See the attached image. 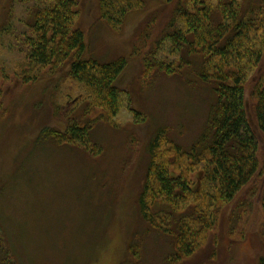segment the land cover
<instances>
[{
    "label": "rangeland",
    "instance_id": "rangeland-1",
    "mask_svg": "<svg viewBox=\"0 0 264 264\" xmlns=\"http://www.w3.org/2000/svg\"><path fill=\"white\" fill-rule=\"evenodd\" d=\"M11 1L0 0V67L7 71V79L0 80V264H120L132 241L139 244L142 264H165L171 239L144 222L137 206L149 160L147 143L165 127L168 137L189 145L216 100L191 67L168 75L145 65L159 42L157 60L179 56L163 39L177 0H144L118 28L101 17L99 0H75L74 27L84 34L83 57L126 59L113 83L121 103L111 118L99 107L85 113L88 99L69 75L71 58L42 69L33 82L18 77L21 55L8 49L2 35L7 19L15 23L22 16L17 1L15 12L10 11ZM263 68L264 54L249 72L246 98ZM250 102L259 170L219 209L204 243L176 264H264V134L253 122ZM74 118L91 121L97 153L40 136L46 128L65 130ZM198 176L191 175L193 183Z\"/></svg>",
    "mask_w": 264,
    "mask_h": 264
},
{
    "label": "trees",
    "instance_id": "trees-1",
    "mask_svg": "<svg viewBox=\"0 0 264 264\" xmlns=\"http://www.w3.org/2000/svg\"><path fill=\"white\" fill-rule=\"evenodd\" d=\"M16 1L23 7L22 16L16 18V24L11 17L7 19L2 35L8 49L21 55L22 62L15 69L18 77L33 82L42 69H54L71 58L69 75L83 86L88 99L85 113L99 107L107 117H114L121 91L113 83L125 67V57L107 62L83 57L84 34L74 27L75 0H12V12ZM144 3L99 0L101 17L118 28L128 11L142 8ZM163 39L171 43V53L179 56L157 60L154 53L159 42L153 56L145 57V65L168 75L191 67L216 95L206 123L192 143L176 142L167 136L165 127L158 128L147 143L149 160L137 195L138 211L151 228L170 237L172 251L165 264H176L204 243L217 223L219 209L259 170L258 141L247 101H251L254 124L264 134V68L252 80L248 98L245 87L249 72L264 54V0H177ZM3 78L7 79V71L0 67V80ZM74 119L65 130L46 128L40 136L97 153L99 147H94L90 137L91 121ZM193 173L199 175L197 183L191 180ZM262 200L264 203V190ZM128 251L120 264H142L138 242L132 241Z\"/></svg>",
    "mask_w": 264,
    "mask_h": 264
}]
</instances>
